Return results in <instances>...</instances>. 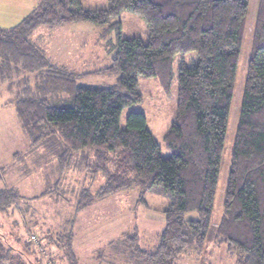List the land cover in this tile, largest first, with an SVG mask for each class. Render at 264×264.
<instances>
[{
  "label": "trees",
  "instance_id": "obj_1",
  "mask_svg": "<svg viewBox=\"0 0 264 264\" xmlns=\"http://www.w3.org/2000/svg\"><path fill=\"white\" fill-rule=\"evenodd\" d=\"M108 2L107 8L89 9L82 0H37L18 25L0 28V75L12 77L10 71L18 69L37 80L36 85L26 81L17 101L32 137L30 147L58 138L61 172L82 158L90 177L104 176L96 191L81 192L77 210L137 188L143 202L153 189L164 187L171 202L163 210L159 245L143 249L137 231L123 241L135 264H179L203 253L208 242L225 246L235 264H264V0L258 8L218 224L212 216L251 0ZM124 11L143 18L150 28L148 42L122 37L119 18ZM85 22L116 32L110 64L97 72L116 76L115 83L79 84L77 75L50 64L31 40L40 27ZM189 52L198 59L179 68L178 113L164 136L171 151L165 158L142 111L131 112L123 129L121 117L126 107L141 102L139 76L156 77L165 94H171L176 57ZM61 93L69 95L67 105L53 103ZM20 197L17 190L0 186V212L9 214ZM72 239L66 244L68 264H80ZM0 264L34 263L0 231Z\"/></svg>",
  "mask_w": 264,
  "mask_h": 264
},
{
  "label": "rangeland",
  "instance_id": "obj_2",
  "mask_svg": "<svg viewBox=\"0 0 264 264\" xmlns=\"http://www.w3.org/2000/svg\"><path fill=\"white\" fill-rule=\"evenodd\" d=\"M108 1L82 0V5L89 9L107 8ZM259 5L260 0H251L249 6L250 11L235 77V93L232 99L225 152L212 216L214 224L219 223L223 214V202L235 151V134L242 105L243 89L247 80L250 55L254 47ZM36 6L37 0H0V28L15 27ZM119 20L122 37H140L146 42L149 41L150 28L143 18L132 12L124 11ZM113 32L110 28L98 27V36L96 34L92 41L83 46L85 53L93 52L95 56L96 53L99 56L97 64L81 66L85 72L75 74L79 84L99 85L116 82V76L97 73L98 70L110 64L112 55L108 57V52L112 47L108 46L116 40ZM95 39L98 40L96 44ZM197 59L195 52L177 55L174 65V84L171 94L168 95L165 94L156 77L139 76L138 91L142 97L141 102L126 107L121 117L120 127L123 129L126 127L127 117L131 112L142 111L147 117V127L159 141L162 156L165 158L170 157L171 151L166 148L164 136L175 122L178 113L179 68L182 65L193 66ZM89 69H93V74L87 73L92 72ZM25 74L27 75L24 70L10 71L9 76H12L10 83L13 90L15 87L18 90L22 89L21 82L22 79L25 80ZM69 99V95L61 93L60 96L55 97L53 103L67 105ZM49 100L51 102V99ZM11 116L10 118L0 111V186L7 188L16 186L20 190L17 189L21 197L17 201L19 203H15L16 205L11 208L9 214L0 212V231L8 236L9 243L13 247L26 252L34 264H68L70 258L66 256L68 254L66 244L73 235L71 246H73L74 254H79L80 258L78 256L77 258L80 264H99L102 261L101 258L109 261V264L110 261L114 264H135L134 257L129 251V245L123 242L125 237L134 236L137 231L143 249L151 250L159 245L165 226L163 210L171 202L162 185L149 192L143 202L139 201L137 188L117 193L115 196L108 197V200L104 202L98 201L90 208L77 210L81 192L85 188L96 191L103 184L104 176L90 177L84 170L83 159L79 158L75 161L74 167L71 166L62 172L61 179L58 181L57 174L60 169H57V154L62 150L59 139L53 138L37 148H31L32 137L22 124L20 115L19 117L18 115L13 116L12 112ZM17 149L21 154L19 158L14 156ZM21 193L32 197L29 200H32L38 209L40 215L29 212L28 215L32 216V220L37 219L39 222L45 218L41 224L42 231L38 227H33L32 224L30 228L33 232L28 231L25 223L27 213L24 211L28 205V199L22 200ZM16 209L20 212L15 211ZM123 231L126 234L122 235ZM99 252L102 253L101 256ZM16 258H18L17 255ZM179 264H235V261L225 246L218 247L208 242L203 253L185 257Z\"/></svg>",
  "mask_w": 264,
  "mask_h": 264
},
{
  "label": "crops",
  "instance_id": "obj_3",
  "mask_svg": "<svg viewBox=\"0 0 264 264\" xmlns=\"http://www.w3.org/2000/svg\"><path fill=\"white\" fill-rule=\"evenodd\" d=\"M113 33H115V37H116L117 36L116 32ZM95 35L98 36V27L92 26V24L85 22V23H74V25L71 26L51 27V28L40 27L32 34L31 40L37 47H39L43 51V54L48 59L50 64H54L55 66L61 69H66L68 72L74 73L75 75L76 73L85 72L83 67L86 66L87 64L95 65L98 63L97 58L99 55H97V53L95 56L93 52L85 53V51H83V46L86 45V43H88L89 41H92L94 37H96ZM97 41L98 40L95 39V44L97 43ZM116 41L117 39L108 47H112V45L115 44ZM112 48L108 52V57L110 54L111 55L114 54ZM89 70L92 71L93 69H89ZM93 72L94 71L87 73L93 74ZM24 78L25 80L22 79L23 81L21 82L22 89L18 90L17 87H15L13 90L12 89L13 86L10 83L11 82L10 77L8 76L3 77L0 75V111L5 113L10 118L12 117L11 116L12 112H13V116L18 115L17 117H19V109L17 106V101L19 100L18 99L19 94H21V92L25 88L24 84H26V80H28L29 83H31L32 85H34V83L37 81V80L35 81V76L33 74H30V76L25 74ZM9 105H11L12 107ZM18 152L19 150L17 149L16 152L14 153V156H16V153ZM16 157L19 158L20 156H16ZM57 169H60L59 166ZM61 176H62V172L59 171V173L57 174L58 181L61 179L60 178ZM9 188L15 190L18 189L16 186ZM21 194L23 196L22 200L28 199L27 200L28 205H26L23 201L24 205H26L24 211L27 213V220L25 223L28 227V231L33 232V229L30 228L31 224L33 227H38L40 231H42L41 229H43V227L41 224L43 223V220L45 218L41 219L39 222L37 221V219L32 220V216L30 217L28 215L29 212L35 213V215H40L38 209L33 204V201L29 200L32 199V197H29L28 195H24V193ZM106 200H108V198H105L102 202ZM17 203L19 202H16V204ZM15 211L20 212L19 209H16ZM124 234H126V232L123 231L122 235ZM101 254L102 253L99 252L100 256ZM77 256L79 257V254H77L76 257ZM101 259L102 261L99 264H104V263L109 264V261H106L104 258ZM110 264H114V263L110 261Z\"/></svg>",
  "mask_w": 264,
  "mask_h": 264
}]
</instances>
